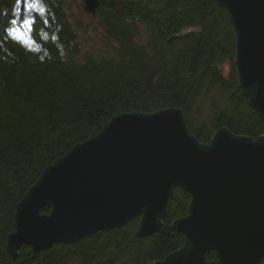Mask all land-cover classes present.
I'll return each mask as SVG.
<instances>
[{
	"label": "trees",
	"instance_id": "16d2710c",
	"mask_svg": "<svg viewBox=\"0 0 264 264\" xmlns=\"http://www.w3.org/2000/svg\"><path fill=\"white\" fill-rule=\"evenodd\" d=\"M70 11L66 0H0V264L162 262L185 246L173 228L191 205L181 187L172 190L161 228L146 238L137 236V218L37 254L30 246L10 253L7 240L18 204L45 169L119 115L178 109L204 146L223 129L263 138L264 120L239 85L233 25L215 0H100L93 18L106 48L93 54L84 51L85 26ZM205 260L217 262L216 253Z\"/></svg>",
	"mask_w": 264,
	"mask_h": 264
},
{
	"label": "water",
	"instance_id": "95a60500",
	"mask_svg": "<svg viewBox=\"0 0 264 264\" xmlns=\"http://www.w3.org/2000/svg\"><path fill=\"white\" fill-rule=\"evenodd\" d=\"M236 36L239 85L264 120V0H215ZM100 0H83L95 17ZM191 196L173 224L185 246L155 264H258L264 259V137L228 130L200 145L178 109L119 115L89 141L45 169L18 204L7 250L34 254L121 229L141 218L139 238L156 233L172 190ZM50 208L43 215L44 208ZM215 252L217 262L205 255Z\"/></svg>",
	"mask_w": 264,
	"mask_h": 264
},
{
	"label": "rangeland",
	"instance_id": "374dc122",
	"mask_svg": "<svg viewBox=\"0 0 264 264\" xmlns=\"http://www.w3.org/2000/svg\"><path fill=\"white\" fill-rule=\"evenodd\" d=\"M67 5L70 7V15L74 23L84 24L85 30L80 31V42L84 51L91 52L93 54H100L104 52L106 48V40L102 38V30L97 24L96 18L86 15L82 11L83 0H66ZM43 5V4H39ZM37 5V9L41 10V7ZM225 76L229 73L228 64L222 69Z\"/></svg>",
	"mask_w": 264,
	"mask_h": 264
},
{
	"label": "snow or ice",
	"instance_id": "6c2138e0",
	"mask_svg": "<svg viewBox=\"0 0 264 264\" xmlns=\"http://www.w3.org/2000/svg\"><path fill=\"white\" fill-rule=\"evenodd\" d=\"M28 7L31 10L34 7V4H29ZM23 28L24 29H28L30 31L31 30V22L25 20L24 23H23ZM12 34L15 35L16 34V30H13ZM23 35H24V33H21V36H23ZM26 42L30 43V40H26Z\"/></svg>",
	"mask_w": 264,
	"mask_h": 264
}]
</instances>
